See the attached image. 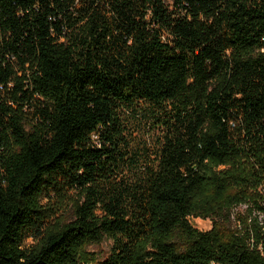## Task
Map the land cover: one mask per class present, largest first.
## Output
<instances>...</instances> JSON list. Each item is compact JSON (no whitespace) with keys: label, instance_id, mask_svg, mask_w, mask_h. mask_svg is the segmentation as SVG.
I'll use <instances>...</instances> for the list:
<instances>
[{"label":"trees","instance_id":"1","mask_svg":"<svg viewBox=\"0 0 264 264\" xmlns=\"http://www.w3.org/2000/svg\"><path fill=\"white\" fill-rule=\"evenodd\" d=\"M0 264H264V0H0Z\"/></svg>","mask_w":264,"mask_h":264},{"label":"rangeland","instance_id":"2","mask_svg":"<svg viewBox=\"0 0 264 264\" xmlns=\"http://www.w3.org/2000/svg\"><path fill=\"white\" fill-rule=\"evenodd\" d=\"M130 132L134 139H136L139 144L152 145L155 138H157V133L151 132L152 126L148 127V123L145 124L144 119L140 120V125L136 123L135 120L131 119L129 123ZM151 132V133H150ZM74 197V195H71ZM55 212L57 217L67 216L69 213V200L62 202L61 200L57 202ZM231 217L228 222V225L232 229H237L241 223L244 221L251 222L252 218L257 217L256 213L253 211V205L242 204L238 207H235L230 213ZM262 221V217L259 218ZM191 224L199 231H209L214 226L213 219H202V218H191ZM112 242L103 241L99 245H93L89 248L91 253L96 254L100 259H106L111 252Z\"/></svg>","mask_w":264,"mask_h":264}]
</instances>
